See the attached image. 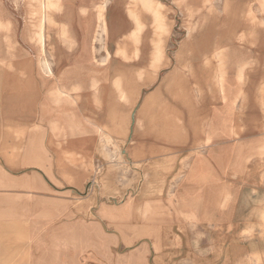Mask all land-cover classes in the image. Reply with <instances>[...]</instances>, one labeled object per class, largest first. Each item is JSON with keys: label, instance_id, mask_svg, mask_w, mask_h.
I'll list each match as a JSON object with an SVG mask.
<instances>
[{"label": "rangeland", "instance_id": "rangeland-1", "mask_svg": "<svg viewBox=\"0 0 264 264\" xmlns=\"http://www.w3.org/2000/svg\"><path fill=\"white\" fill-rule=\"evenodd\" d=\"M139 1L49 0L44 8V0H0V123L41 129L49 120L63 127L66 144L97 150L91 165L66 163L67 172H84L82 183L66 177V187L78 185L76 198L114 211L112 231L98 229L96 247L83 233L66 235L80 241V264H264V0H155L170 26L160 50ZM138 16L145 41L135 45ZM234 41L256 44L240 54V127L226 129L217 149L186 153L163 182L142 183L119 165L122 115L128 129L140 90L169 58L187 63L191 49ZM120 77L128 100L115 97L121 117H110L92 100L108 96ZM24 90L35 97L15 95ZM121 207L126 214L115 211Z\"/></svg>", "mask_w": 264, "mask_h": 264}, {"label": "crops", "instance_id": "crops-1", "mask_svg": "<svg viewBox=\"0 0 264 264\" xmlns=\"http://www.w3.org/2000/svg\"><path fill=\"white\" fill-rule=\"evenodd\" d=\"M144 27L139 42L131 37L135 45L144 44ZM246 45L256 48V44L240 41L225 48H195L189 51L187 63L169 58L164 70H153L156 74L146 81L148 90L143 87L136 97L128 129L122 115L119 165L129 166L142 183H161L186 153L224 145L226 129L235 133L240 127L238 71ZM122 79L115 81L108 96L92 100L97 110L110 117H121L115 97L128 100ZM58 91L73 99L69 90L59 87ZM15 95L35 97L32 90ZM95 115L89 114L91 118ZM15 125L0 123V264H80V241L68 242L66 235L83 233V242L96 247V231L102 227L112 231L114 211L107 204L96 209L93 197L76 198L80 193L73 191H78V185L72 182L66 187V177L82 183L84 172L71 167L67 172L66 163L73 165L75 160L91 165L97 150L91 144H66L63 127L54 128L49 120L41 129ZM105 148L112 157V146ZM115 211L127 212L124 207Z\"/></svg>", "mask_w": 264, "mask_h": 264}, {"label": "bare ground", "instance_id": "bare-ground-1", "mask_svg": "<svg viewBox=\"0 0 264 264\" xmlns=\"http://www.w3.org/2000/svg\"><path fill=\"white\" fill-rule=\"evenodd\" d=\"M43 3H44V8H47L48 7L49 0H44ZM140 3L142 5L143 10H145L148 13H150L152 15V18H153L155 34L157 36V40L155 41V45L154 46L157 49L159 48V50H160V48L163 49V47H164L163 36H164V34H167L169 32V30H170V26L168 25V23L166 21V17H165V15L163 13V6H162L161 3L155 2V0H140ZM102 23L103 24L101 25V28H103L102 29V31H103V30H105V23L103 21H102ZM143 26L144 25L141 22V20L139 18H136L135 32H133L130 35V37H132V39L134 40V42H139L140 41L139 32L142 31ZM155 56H157V55L155 54ZM159 57H160V55H159ZM159 57H156V61H153V63L154 62H157L159 60Z\"/></svg>", "mask_w": 264, "mask_h": 264}]
</instances>
